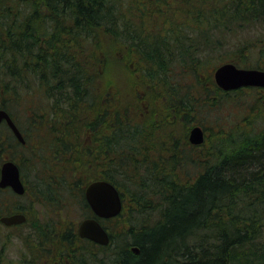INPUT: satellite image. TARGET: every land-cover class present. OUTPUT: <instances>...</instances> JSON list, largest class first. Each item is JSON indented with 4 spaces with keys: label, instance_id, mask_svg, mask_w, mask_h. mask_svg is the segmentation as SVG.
<instances>
[{
    "label": "trees",
    "instance_id": "trees-1",
    "mask_svg": "<svg viewBox=\"0 0 264 264\" xmlns=\"http://www.w3.org/2000/svg\"><path fill=\"white\" fill-rule=\"evenodd\" d=\"M262 34L264 0H0V107L26 141L0 125V175L14 161L26 186L0 189V219L27 216L0 222V264L15 239L21 264H264V91L249 88L260 129L252 117L218 123L209 140L197 122L246 89L213 79L226 47L239 53L226 62L264 70ZM180 121L205 142L192 145ZM96 180L123 200L99 219L107 246L74 222L40 221L38 208L70 205L96 218L85 198Z\"/></svg>",
    "mask_w": 264,
    "mask_h": 264
},
{
    "label": "water",
    "instance_id": "water-1",
    "mask_svg": "<svg viewBox=\"0 0 264 264\" xmlns=\"http://www.w3.org/2000/svg\"><path fill=\"white\" fill-rule=\"evenodd\" d=\"M214 79L217 86L225 92L236 91L248 87L264 88V70L242 68L234 63H224L216 68ZM6 123L15 137L22 144L25 138L13 120L10 113L0 107V125ZM189 141L194 146L205 142V131L197 125L189 135ZM0 189H10L14 194L23 196L26 186L19 165L11 160L4 162L1 167ZM85 198L96 218H86L79 223L78 234L82 239L90 240L98 245L107 246L110 242L108 231L99 219H111L119 216L123 210V200L114 184L106 180L91 182L85 190ZM0 222L7 226H19L27 222L23 213H15L1 217Z\"/></svg>",
    "mask_w": 264,
    "mask_h": 264
},
{
    "label": "rangeland",
    "instance_id": "rangeland-1",
    "mask_svg": "<svg viewBox=\"0 0 264 264\" xmlns=\"http://www.w3.org/2000/svg\"><path fill=\"white\" fill-rule=\"evenodd\" d=\"M261 31L262 30H257V32H261ZM229 40L232 42L235 39H234V37H229ZM228 54H232V55H228ZM236 55H239V53L236 54L232 51L231 47H229V48L226 47V49H224L223 57L221 58L220 61H221V63L223 62L222 64L230 63V62H226V61L231 60V59H229V57H234ZM217 57L219 58V56H217ZM257 58H259L258 55L254 57V60H257ZM221 63L220 62H218V64L216 63V66L214 67V69L211 70L212 71L211 74L213 76V79H214V72H215L217 67L222 65ZM117 70H118L117 71L118 75H117L116 80L117 81L119 80L120 86H121V83L125 82V84L123 86V88H125L128 73L126 72V70H124L121 67H118ZM148 90H150V89H148ZM145 93H146V91L139 93L140 94L139 97H146L143 104L146 102L148 104L149 99L147 98V96H145ZM255 94H256V92H253V90H251L249 88H246L245 91L241 94L231 93L227 98H225L226 102H224V106L222 108L221 107H220V109L214 108V109H211L210 111L207 110V112L206 111L202 112L201 116L197 119V122H200L204 125L203 127L206 129L207 137L209 138V140L215 139L218 136V132H219V129L217 128L218 123H223L227 127H229V126H234L235 123H240L243 120V118H247L246 123L248 124L250 122V120H252L251 119V117H252L253 120H256V122L258 124L257 128L260 129L261 124H262V119L259 117L256 118L255 112H253V113L251 112V117L249 114L250 108L255 104V100H256ZM227 102H228V104H227ZM258 114L259 115L261 114L260 109L258 110ZM19 117L21 120H23V119L26 120V116L24 114L19 113ZM178 126H179L178 131L180 133H182V136H184V134L190 135V131L195 125L194 124L187 125L184 122L180 121ZM209 145H211V144H209ZM209 145H206L205 147L198 148L196 150V152H202L205 149L207 150ZM29 172L30 171L27 170V177H28V179L31 180V175ZM37 212H39V214L41 215L40 221L46 222L49 220H53L50 222H56V221L57 222H59V221L67 222V223L68 222H71V223L74 222L76 227H77V230H78L79 223L84 219V217L80 216L81 211H80L79 207H77L76 205H74V206L70 205L67 209L63 210L62 212H58L53 216L51 214H49L44 208H38ZM19 232L26 234V232L23 229ZM20 244H21L20 240L15 239L8 246V248H7L8 253L4 257L5 264H21L22 263V257L20 256L21 253L19 251L21 248Z\"/></svg>",
    "mask_w": 264,
    "mask_h": 264
},
{
    "label": "flooded vegetation",
    "instance_id": "flooded-vegetation-1",
    "mask_svg": "<svg viewBox=\"0 0 264 264\" xmlns=\"http://www.w3.org/2000/svg\"><path fill=\"white\" fill-rule=\"evenodd\" d=\"M255 89H256L258 92H262V91H264V88H260V87H255Z\"/></svg>",
    "mask_w": 264,
    "mask_h": 264
}]
</instances>
